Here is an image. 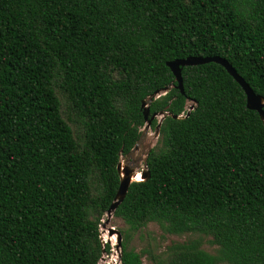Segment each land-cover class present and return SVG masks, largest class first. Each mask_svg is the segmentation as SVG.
Returning <instances> with one entry per match:
<instances>
[{
  "label": "trees",
  "instance_id": "1",
  "mask_svg": "<svg viewBox=\"0 0 264 264\" xmlns=\"http://www.w3.org/2000/svg\"><path fill=\"white\" fill-rule=\"evenodd\" d=\"M224 57L264 97V0H0V264H97L99 226L119 185L117 162L165 116L148 178L114 211L119 264H264V124ZM264 109V108H263ZM156 119L151 126L155 127ZM200 236L152 254L134 234ZM104 251V252H103Z\"/></svg>",
  "mask_w": 264,
  "mask_h": 264
},
{
  "label": "water",
  "instance_id": "2",
  "mask_svg": "<svg viewBox=\"0 0 264 264\" xmlns=\"http://www.w3.org/2000/svg\"><path fill=\"white\" fill-rule=\"evenodd\" d=\"M207 62H215L220 65H222L226 71L238 82V84L242 87L245 93L246 97V105L248 108L256 110L260 119L262 120L264 124V97L260 94H257L253 91V89L245 82V80L236 72V70L232 67V65L221 56L213 55V56H186L184 58L180 59H174L166 62V65L170 68L171 72L174 75L175 81L177 82L175 86L180 90L181 93H183V83H182V76H181V67L186 65H196V64H203ZM173 85L170 83L160 89L155 90L152 92L149 96H147L145 99L141 102V108L143 110V115L145 119V124L143 126V129L141 130V135L137 142L134 144L132 149L125 154L127 158H130V160H121L119 157V160L117 162L116 168L117 173L119 176V185L117 188V191L115 193V196L109 205L108 209L105 213V220L101 224L102 226H105L107 223H109L110 218L113 216L115 209L117 206L122 202L123 198L126 195V192L128 190L129 185L132 181L135 180H144L148 178L149 171L146 166V156L144 158V168H142L140 171H138L137 167V159L133 158V153L137 149L138 145L140 144L141 140L144 138L145 134L148 132V129L151 128V122L153 119H157V123L155 125L154 129V137H157L159 134V126L161 124V121L165 116H171L173 118H182L189 114L190 110L193 109L194 105L196 104L195 101L191 102L189 105H185L186 108V114H173L166 110H159L155 111L153 113H150L149 104L150 102L169 91V89ZM137 173L139 174V179H136ZM107 235L108 237H111L113 235L116 236V242L114 249L117 252L118 259L120 260L121 255V231L118 229H115L111 226L107 228ZM101 238V236H100ZM102 244L109 243L108 240H104L101 238ZM104 252V251H103ZM119 264V263H118Z\"/></svg>",
  "mask_w": 264,
  "mask_h": 264
},
{
  "label": "rangeland",
  "instance_id": "3",
  "mask_svg": "<svg viewBox=\"0 0 264 264\" xmlns=\"http://www.w3.org/2000/svg\"><path fill=\"white\" fill-rule=\"evenodd\" d=\"M190 103L191 102L188 101L186 104L189 105ZM153 128L154 127L151 126V128L148 129V132L145 134L144 138L141 140L137 149L133 153V158L137 159L138 171L144 168V158L148 151L157 142L159 135L157 137H154ZM120 159L128 161L130 160V158H127L124 154L120 155ZM105 218L106 216L104 215L101 224L103 223ZM101 224L99 226L100 236L103 241L109 239L111 249L108 254L103 253L102 257L98 260L97 264H118V255L114 249L116 236L113 235L111 237H108L107 228L111 226L121 231V229L124 227V223L119 217L113 215L110 218L109 223H107L105 226H102ZM198 236H200V238L202 239L201 246L203 249L210 253H214L216 251L217 245L211 242V238L209 236H203L202 234L200 235L198 233L193 232H187L182 234L167 233L164 232L156 223L153 222L148 223L147 226H145L136 234H134L129 244L137 251L147 250L152 254H157L162 252L172 242L185 241L187 239L195 238ZM141 264H153L147 252L142 255Z\"/></svg>",
  "mask_w": 264,
  "mask_h": 264
},
{
  "label": "bare ground",
  "instance_id": "4",
  "mask_svg": "<svg viewBox=\"0 0 264 264\" xmlns=\"http://www.w3.org/2000/svg\"><path fill=\"white\" fill-rule=\"evenodd\" d=\"M136 179H139L140 177H139V174L137 173V175H136V177H135Z\"/></svg>",
  "mask_w": 264,
  "mask_h": 264
}]
</instances>
